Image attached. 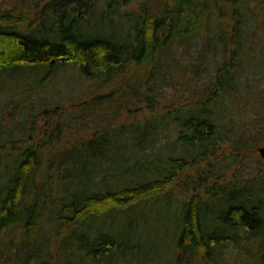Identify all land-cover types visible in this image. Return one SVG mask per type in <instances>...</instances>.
I'll return each instance as SVG.
<instances>
[{
  "label": "trees",
  "instance_id": "1",
  "mask_svg": "<svg viewBox=\"0 0 264 264\" xmlns=\"http://www.w3.org/2000/svg\"><path fill=\"white\" fill-rule=\"evenodd\" d=\"M60 70L91 88L52 98ZM0 89L22 96L0 103V264H264V168L175 197L233 126L264 138V0H0ZM151 210L172 211L158 248Z\"/></svg>",
  "mask_w": 264,
  "mask_h": 264
},
{
  "label": "rangeland",
  "instance_id": "2",
  "mask_svg": "<svg viewBox=\"0 0 264 264\" xmlns=\"http://www.w3.org/2000/svg\"><path fill=\"white\" fill-rule=\"evenodd\" d=\"M132 7H135V3H132ZM169 75V74H168ZM56 85L52 88V93L50 96L52 98H56L60 101H64L67 98H76L79 96H82L85 93V90L91 88V86H88L89 83L82 82L80 78L75 74H66L62 70H60V76H58V79ZM145 77L142 78V82L144 83ZM169 81L173 82V79L169 76ZM179 83V82H177ZM180 87V85H178ZM183 88V86H181ZM159 98L164 99V101H169V99L172 97L174 93L177 92V89L170 85L168 90H155L154 91ZM7 92L0 89V103L8 99V96L10 99H17L19 97H22L19 93H13L10 92L6 94ZM138 95V96H137ZM137 98L130 103V107L136 109V112L134 114L137 118H144L145 115L148 114V111L143 109L142 107L145 104V86L144 84L140 85V91H138ZM80 98V97H79ZM34 109H38L41 107L40 104L45 105V99H42L40 97H35L34 99ZM50 105V104H48ZM160 106L162 104H159ZM13 108V106L8 105L4 108H1L0 104V114H8L9 111ZM139 108L141 110H139ZM94 113H88L85 118L87 119H94L95 116ZM130 116V112L128 109H123L122 115L120 116L121 119L124 121L127 120ZM135 117V118H136ZM83 120L82 117H73L71 121L74 124H78ZM132 120V118H131ZM235 127V128H234ZM148 128L145 125H138L136 128H134V139L136 141L140 140L141 138H145L146 136L150 135L151 133L148 132ZM233 128L236 130V133L232 136L231 140L228 143H225L223 147V151L220 152V155L218 157H212L210 159L211 164L205 165V163H202L199 165L198 168L194 170H188L186 173H183L181 176L180 182L181 185L178 186V188L175 191V197L178 199H181L185 197V194L191 192L189 189L192 188L191 185H187L185 180L186 179H198V174L201 172L203 177L206 178V181L210 183L211 186L215 184V187L218 188L219 185H226L227 183H234L235 181H241L242 179H246L249 177L256 176L261 168H264V159L262 158L259 148L264 145V138H262V133L259 131H255L251 128H249L246 124H239L237 127L233 126ZM121 138V137H120ZM240 145L243 147V149L238 153L235 154L236 151H233L231 149H235V146ZM208 171V175H206V172L204 169ZM210 171V172H209ZM185 179V180H184ZM214 187V186H213ZM144 215H148L147 220L151 223V237L145 238V240L148 241V243L151 245L152 243L155 244V247L158 248L159 246L163 245V241L165 239L170 238V232L167 229V223H172V211L169 212L163 211V212H156L154 210H151V212H144ZM168 220V221H167ZM156 236V238H155ZM166 244L163 246L165 247ZM162 247V248H163ZM237 250L235 249V246L232 244L228 245L227 250L224 253V257L226 258L227 263L229 264H238L239 260H237ZM248 255V254H247ZM246 255V256H247ZM248 257V256H247ZM246 257V258H247ZM245 263V262H244ZM198 264H207L200 260L198 261Z\"/></svg>",
  "mask_w": 264,
  "mask_h": 264
},
{
  "label": "water",
  "instance_id": "3",
  "mask_svg": "<svg viewBox=\"0 0 264 264\" xmlns=\"http://www.w3.org/2000/svg\"><path fill=\"white\" fill-rule=\"evenodd\" d=\"M61 60H66V57H62ZM259 152L264 159V145L259 148Z\"/></svg>",
  "mask_w": 264,
  "mask_h": 264
}]
</instances>
